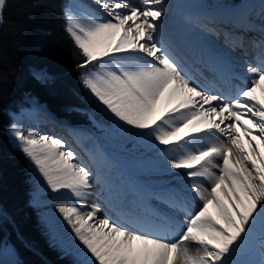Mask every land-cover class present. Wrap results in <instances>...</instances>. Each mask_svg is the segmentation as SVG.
Instances as JSON below:
<instances>
[{"label":"snow or ice","instance_id":"snow-or-ice-1","mask_svg":"<svg viewBox=\"0 0 264 264\" xmlns=\"http://www.w3.org/2000/svg\"><path fill=\"white\" fill-rule=\"evenodd\" d=\"M7 3L0 0V24ZM95 4L100 12L64 13L65 30L85 58L77 68H89L81 73L82 85L103 105L114 129H135L153 147L165 146L160 152L166 169L183 170L191 183L187 193L170 188L157 196L183 220L175 214L160 215L159 223L133 217L112 201L106 203L114 215L102 219L98 204L58 205L78 243L73 250L53 229L50 245L73 251L77 264H264V99L257 95L264 93V22L249 21L247 28L261 33L258 41H248L261 49L257 66L247 64L237 74L225 71L231 65L222 58L196 61L225 83L241 81L234 95H217L211 94L217 85L200 84L203 72L165 38L167 0ZM232 39L244 47V36ZM37 78L52 79L46 72ZM9 134L52 191L66 189L83 201L100 183L99 172L72 163L76 153L64 150V140L34 130L25 134L17 123ZM189 197L202 202L195 213ZM189 241L203 251L190 252Z\"/></svg>","mask_w":264,"mask_h":264},{"label":"trees","instance_id":"trees-1","mask_svg":"<svg viewBox=\"0 0 264 264\" xmlns=\"http://www.w3.org/2000/svg\"><path fill=\"white\" fill-rule=\"evenodd\" d=\"M68 1L8 0L0 25V251L11 245L20 264H77V257L50 245L43 209L32 203L35 173L6 134L10 111L37 98L72 122L124 135L80 81L89 68H77L85 58L65 30ZM43 72L52 79H38ZM130 131L125 146L131 145Z\"/></svg>","mask_w":264,"mask_h":264},{"label":"bare ground","instance_id":"bare-ground-1","mask_svg":"<svg viewBox=\"0 0 264 264\" xmlns=\"http://www.w3.org/2000/svg\"><path fill=\"white\" fill-rule=\"evenodd\" d=\"M245 1L250 2V0H230L227 6L216 10H207L205 8V10H203V7H201L203 5L200 4L202 0H167L169 11L163 18L165 38L170 39L177 47L178 51L186 55L189 62H191L195 68H199L203 72V77H198L199 83L204 84L207 81H212L217 85L218 89L228 93L226 95L235 94V80L230 81V83H225L219 78L217 73L210 71L207 67L203 66V63H196V61L199 60L204 62L210 57L222 58L231 65V68H228L229 71H235L237 74L241 72H239L237 66H234L231 60L239 65L252 64L250 56L255 53V63H258L257 57L261 49L253 47L248 41H258L261 37V33L258 28L255 31H248L247 28L249 21L257 26L264 22V0H251L252 2L249 4L244 3ZM89 2L91 3L90 0H79L78 4L81 8V13L86 9L100 12L98 5L95 7V4L93 6V4H89ZM113 2L140 6V0H113ZM176 3L180 5V8L172 7ZM187 21L201 24L202 28L214 34V39H210L202 32L198 34L196 32V34L188 33L185 26ZM195 36H198V38H195ZM237 36H244L245 45L243 48L234 45L232 38ZM199 39H201V41H199ZM205 43H208V45ZM200 90L203 91L204 89L201 88ZM211 94H213V92ZM216 94L219 95L218 93ZM257 95L264 99V93L259 90L257 91ZM29 100L30 106L21 108V111L16 114V123L23 128L25 134L34 130L37 136L47 135L50 138L64 140V150H72L76 153L72 161L73 164L89 167L91 171L99 172L100 175V183L93 184L91 190L92 195L88 197L87 200L83 201H77L66 189L54 192L45 184V189L39 192L38 201L51 207L49 208L51 209L49 214L55 221L59 220L57 216L58 205L78 206L80 203L85 205L98 204L101 207V211L97 213V215L101 219L104 218L105 215H114L106 201L117 203L125 213H129L133 217L156 221L157 223L160 222L159 216L165 214H175L180 220L184 219L183 213L176 212L169 208L167 204L163 203L161 199H157L158 195L166 193L165 189L168 187H165V183L160 182L157 184L158 186L156 184L147 185L146 187L148 190L147 188L143 189L140 187L144 192L133 188L132 185L134 181H130L128 184L125 183V179H127L125 177H121L119 185L115 184L114 176L111 173L113 165L106 164L107 159H105L102 149L96 143L97 139L89 136V131H91L90 128L83 124L74 123L69 118L61 116L52 110L47 112L39 108V105L43 103L37 98H29ZM245 119H248V117H245ZM241 134L243 135V132ZM253 135L259 137V131L255 130ZM9 137L15 144L10 134ZM244 144L246 148L249 147L247 138L244 139ZM102 145L108 155H111L109 159L112 160L115 155L110 151L111 146H107L106 144ZM164 147L163 145L157 146L159 150ZM216 162L222 163V159L217 158ZM180 171L183 170H176L171 173L169 171L165 177L174 173L179 174L172 176L173 178L182 176L180 175L182 174ZM136 173L140 175L142 177L141 179L145 182L146 177H151L154 172L139 171ZM114 174L116 176V172H114ZM172 183L176 184L175 182ZM205 185L209 187L208 183H205ZM170 188H183L185 193L188 192L187 187L180 183V180L177 186H170ZM189 203L190 210L193 213L202 207V202L198 199L189 197ZM90 210V208H81L82 213ZM61 220L63 222H58V226L62 236L64 237L65 235L67 239L64 238L67 241L70 238V241L67 243L70 246L72 245V248H75L78 242L75 240L71 228L67 225L66 221L63 218ZM175 239H179V235H177ZM186 244L193 254H197L201 250L197 249L198 245L193 242L189 241L186 242Z\"/></svg>","mask_w":264,"mask_h":264},{"label":"rangeland","instance_id":"rangeland-1","mask_svg":"<svg viewBox=\"0 0 264 264\" xmlns=\"http://www.w3.org/2000/svg\"><path fill=\"white\" fill-rule=\"evenodd\" d=\"M90 1H91V3L89 2V4H93V6H94L95 1H93V0H90ZM240 1H242V0H240ZM252 1L251 0H250V2L245 1L244 3L249 4ZM229 2H230V0H202V2H200V4L203 5V6H201V7H203V10H205V9L216 10L218 8L227 6L229 4ZM78 3H79V0H69L67 2V5H66V10L71 9L75 13H81V11H80L81 8H80ZM179 6L180 5H178V3H176L172 7L173 8L174 7L180 8ZM95 7H96V4H95ZM39 108H42L43 110H46L47 112H49L48 109H45L46 107L43 104H40ZM50 112H52V111H50ZM88 128H90V130H91V131H89V136L98 140V142L96 140V143L102 149V153H103L105 159H107L106 164H112L113 165L111 173L114 176L115 184L119 185L120 181H121L120 180L121 177H125V178H127V179L124 178L125 183L128 184L130 181H134V183L132 185L133 188H136L137 190L144 192L141 188L144 189V188H147L146 187L147 185H151V184L157 185L160 182H162V183H165V187H168L167 189H165L167 192V190L170 189V186H177L179 180H180V182H182V184L185 187H187V184L191 183V181L184 179L183 174H180L182 176H176V178L178 177L177 179L172 177L174 175H178L179 173H174L172 175H169L168 177H165V175L167 173H169V171L171 173L173 170L166 169V165L164 164L165 158L163 155H161L160 150L157 148V146H159V145H156V147H153L152 141L145 140L141 137H138L136 135L137 130L132 129L133 131H130V134L132 137L131 138V145L125 146L124 139H126V137H127L126 133H124V135L119 134L117 136H109L108 134H106L104 132L103 133L98 132L95 129V127L89 126ZM6 134H7L8 138L10 139L7 132H6ZM102 144H106L107 146H111V148L110 147H108V148H110L111 153H113L115 155V157H113L112 160L109 159V157H111V155H108L107 151H105L103 149ZM12 145L14 147H16L13 142H12ZM140 147H145L146 150L144 152H141L142 148H140ZM30 166L35 173L34 179H35V186H36L35 193L32 196V203L35 206H38V207L43 209V220L49 228L50 235H51V231L53 229H55L58 232V234L66 242L70 241V238L68 239V241L66 240L67 237L64 235V233H63V235L66 239L62 236V233H61L59 226H58V222H61V223L63 222L61 220L63 218L62 214L59 213V211H58L57 216L59 217L58 218L59 220L55 221V219L50 217V214H49V212L51 210L49 208H51V207H48V206H46V205H44L38 201L39 192L41 190L43 191L45 189L46 182L44 183V181L39 177V174L34 169V167L31 165V163H30ZM139 171L140 172L141 171H148V172H152V173L154 172V173H153V175H151V177H146V181L144 182L141 179L142 177L136 173ZM114 172H116V176H115ZM180 172L183 173V171H180ZM126 176H128V177H126ZM172 182H175L176 184H174ZM208 185L210 187V184H208ZM204 186L208 187L207 185H204ZM147 190H148V188H147ZM150 190H151V188H150ZM197 249H199V250L201 249L199 252L203 251L202 248H200L199 246L197 247ZM73 250H74V248H73ZM0 264H20L18 254L11 245L6 244L1 249V251H0Z\"/></svg>","mask_w":264,"mask_h":264}]
</instances>
